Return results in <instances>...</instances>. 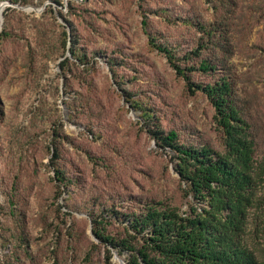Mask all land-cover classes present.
Wrapping results in <instances>:
<instances>
[{
    "label": "rangeland",
    "instance_id": "374dc122",
    "mask_svg": "<svg viewBox=\"0 0 264 264\" xmlns=\"http://www.w3.org/2000/svg\"><path fill=\"white\" fill-rule=\"evenodd\" d=\"M0 8V264H126L127 251L93 235V218L117 239L146 204L200 205L154 138L174 130L180 143L224 150L214 108L193 84L227 78L264 160V0ZM203 58L216 69L188 70ZM252 217L248 239L264 261V219Z\"/></svg>",
    "mask_w": 264,
    "mask_h": 264
},
{
    "label": "trees",
    "instance_id": "16d2710c",
    "mask_svg": "<svg viewBox=\"0 0 264 264\" xmlns=\"http://www.w3.org/2000/svg\"><path fill=\"white\" fill-rule=\"evenodd\" d=\"M162 51L171 59L165 48ZM175 68L190 82L187 68L176 64ZM195 68L208 73L216 69V63L203 58L188 70ZM193 87L214 108L224 150L180 143L174 130L155 132L154 138L173 152L184 193L200 205L181 211L151 202L127 214L124 236L114 238L103 216L92 219V233L119 254L127 251L126 264H264L248 239L251 217L258 222L264 219V160L254 156V140L232 99L227 78Z\"/></svg>",
    "mask_w": 264,
    "mask_h": 264
},
{
    "label": "bare ground",
    "instance_id": "6f19581e",
    "mask_svg": "<svg viewBox=\"0 0 264 264\" xmlns=\"http://www.w3.org/2000/svg\"><path fill=\"white\" fill-rule=\"evenodd\" d=\"M3 8H0V12H2ZM2 21V17L0 16V22Z\"/></svg>",
    "mask_w": 264,
    "mask_h": 264
},
{
    "label": "water",
    "instance_id": "95a60500",
    "mask_svg": "<svg viewBox=\"0 0 264 264\" xmlns=\"http://www.w3.org/2000/svg\"><path fill=\"white\" fill-rule=\"evenodd\" d=\"M0 16L2 17V12H0ZM0 24H1V22H0Z\"/></svg>",
    "mask_w": 264,
    "mask_h": 264
}]
</instances>
